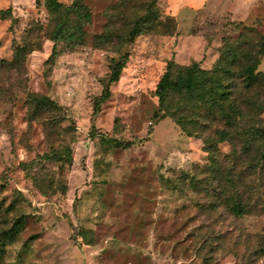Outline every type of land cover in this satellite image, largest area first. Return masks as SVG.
Instances as JSON below:
<instances>
[{
    "label": "rangeland",
    "instance_id": "1",
    "mask_svg": "<svg viewBox=\"0 0 264 264\" xmlns=\"http://www.w3.org/2000/svg\"><path fill=\"white\" fill-rule=\"evenodd\" d=\"M82 3L83 42L57 41L49 60L45 0H0V59L25 40L35 48L19 72L0 74V264H264V184L252 213L201 208L180 177L206 163L202 142L159 111L154 93L168 60L209 69L244 26L264 36V0ZM140 18L132 41L118 38ZM121 52L125 66L95 109ZM26 91L53 100L55 118L31 119ZM66 147L69 162L44 157Z\"/></svg>",
    "mask_w": 264,
    "mask_h": 264
},
{
    "label": "trees",
    "instance_id": "2",
    "mask_svg": "<svg viewBox=\"0 0 264 264\" xmlns=\"http://www.w3.org/2000/svg\"><path fill=\"white\" fill-rule=\"evenodd\" d=\"M45 5L51 16L46 28V35L53 42L50 60L57 54V41L71 46L83 42V27L90 21V11L82 0H72L69 4L45 0ZM145 22L144 18L138 19L132 29L118 38L132 41ZM112 38L109 31L99 40L108 43ZM34 49L27 40L17 45L10 60L0 59V74L19 72L26 55ZM115 51L120 50L115 48ZM263 55L264 36L255 28L244 26L235 39L223 44L211 68H202L194 61L182 65L171 59L156 84L154 93L159 111L173 120L185 135L202 142L206 163L196 167L195 173L181 172L180 177L185 187L202 195L201 208L222 206L231 214L241 216L256 211L263 204L264 71L257 70ZM127 56V52H121L117 59H111L95 109L110 97L109 87L118 80ZM25 94L31 119L47 113L50 115L47 120H52L53 113L58 114L59 107L49 97L29 91ZM108 141L115 146L130 145L114 138ZM223 143L227 145L226 151L220 148ZM44 157L69 162L71 152L66 147ZM16 231L10 228L2 235H9L12 241Z\"/></svg>",
    "mask_w": 264,
    "mask_h": 264
}]
</instances>
